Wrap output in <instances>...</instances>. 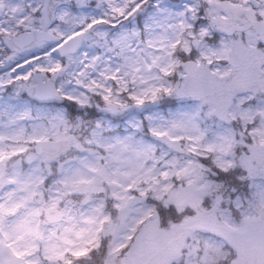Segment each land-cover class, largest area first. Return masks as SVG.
Listing matches in <instances>:
<instances>
[{
  "label": "snow or ice",
  "instance_id": "snow-or-ice-1",
  "mask_svg": "<svg viewBox=\"0 0 264 264\" xmlns=\"http://www.w3.org/2000/svg\"><path fill=\"white\" fill-rule=\"evenodd\" d=\"M0 264H264V0H0Z\"/></svg>",
  "mask_w": 264,
  "mask_h": 264
}]
</instances>
